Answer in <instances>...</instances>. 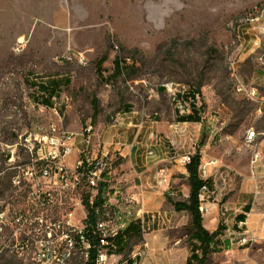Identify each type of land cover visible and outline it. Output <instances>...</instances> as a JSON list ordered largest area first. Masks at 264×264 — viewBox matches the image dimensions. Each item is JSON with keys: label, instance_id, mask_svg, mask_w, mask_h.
Masks as SVG:
<instances>
[{"label": "rangeland", "instance_id": "1", "mask_svg": "<svg viewBox=\"0 0 264 264\" xmlns=\"http://www.w3.org/2000/svg\"><path fill=\"white\" fill-rule=\"evenodd\" d=\"M257 6L264 0H0V210L11 219L28 208L26 187L12 182L30 160L19 144L27 131L55 122L80 132L92 123L99 148L112 150L106 143L118 140L109 130L131 105L145 120L161 122L164 129L151 132L172 156L201 149L225 165L214 169L209 186L215 193L206 201V228L224 227L207 264H264V22L244 23ZM118 56L127 63L122 75L112 77ZM53 79L60 87L49 107L39 102L38 86ZM240 82L258 90L256 99L238 90ZM190 89L195 96L187 95ZM189 99L203 122L175 134L171 129L183 115L177 105ZM149 141L154 144L151 136ZM256 152L261 158L253 161ZM177 183L172 198L189 191L183 178ZM214 207L221 213L217 220ZM159 209L175 211L168 198ZM239 215L257 235L253 244L239 242L245 230L237 225ZM185 216L176 214L173 228L156 224L128 235L106 264H186L191 225ZM15 233L11 225L0 230V264H35L24 233ZM87 262L78 252L65 264Z\"/></svg>", "mask_w": 264, "mask_h": 264}, {"label": "built area", "instance_id": "2", "mask_svg": "<svg viewBox=\"0 0 264 264\" xmlns=\"http://www.w3.org/2000/svg\"><path fill=\"white\" fill-rule=\"evenodd\" d=\"M251 21L264 22V6L254 7L246 14L244 23L248 25ZM24 43V38L19 39L20 46ZM260 61L264 68V54ZM238 90L246 92L252 99H256L258 94L255 87L247 90L242 82L238 84ZM191 103L190 99L183 100L177 108L182 114L189 113ZM187 124L178 122L174 126L175 131ZM78 136L82 137V143L77 141ZM98 136L92 123L75 132L63 124L51 122L39 125L36 130H29L21 137L19 144L25 148L30 160L26 169L23 167L12 182L16 188L26 187L28 208L15 211L11 219L6 210H0V230L11 225L16 229L15 235L24 233L22 241L29 248L35 264H65L78 252L89 260L92 250L97 247L96 263L106 264L111 255H115L111 252L119 249L116 239L125 237L132 225L138 224L145 232L151 225L163 220L162 212L148 210L143 198L127 193L121 170L127 144L118 140L112 143V150L108 146L100 149L95 142ZM150 136L154 145L148 149V156L155 157V146L163 145V138L154 132ZM195 153L173 155L169 161L187 166ZM72 155L74 160L68 162L67 158ZM260 158V152H256L253 161ZM219 167H225L219 159L202 155L200 176L203 179L212 178L214 169ZM214 193L209 185L203 186L200 195L203 215L208 210L206 201ZM86 197L98 214V219L89 229ZM99 197L101 203L95 206ZM237 225L245 228L239 240L241 245L257 241L249 229L248 220L238 221Z\"/></svg>", "mask_w": 264, "mask_h": 264}, {"label": "crops", "instance_id": "3", "mask_svg": "<svg viewBox=\"0 0 264 264\" xmlns=\"http://www.w3.org/2000/svg\"><path fill=\"white\" fill-rule=\"evenodd\" d=\"M100 69L101 65L98 67V70ZM124 109V112L119 115L117 122L112 125V128L115 129L109 130V133H115L114 136L117 137V140L123 141L125 144H127V148L123 152L126 157L125 160L122 161L121 167L122 176L125 180L124 184L127 187V193L129 195H133L136 198H143L148 210L160 211L163 213V220L159 221L157 225L164 223L168 224L169 228H173L174 226L172 225L175 223L174 216L176 214H186L190 220L189 214L185 211L178 212L174 209V214H171L167 211H161L159 209V207H161L167 200V197L165 198L164 195L172 196L173 194L177 193V181H182V178L183 180L188 181V172L186 166L180 163L173 164L172 161H169L172 155L165 150L163 145L155 146V157L148 156V149L154 145L153 142L149 141L151 131H153V128L157 131H160L163 130L164 127H162L160 121L158 122L156 120L149 119L145 120L142 115H139L138 112L132 110L131 105H126ZM193 123L199 122H188V124L184 125L180 130L183 131L184 127H190V125ZM171 132L177 134L179 131L176 132L171 129ZM131 138V142H128ZM112 143L113 141L106 144ZM105 147H107V145ZM262 166L263 164L261 163L259 168ZM179 170L181 172L182 178L179 179V177H177L173 179L172 176L179 172ZM263 176L264 175H259V177ZM164 178H166V181H164ZM172 183L174 185H172ZM188 195L189 191L186 194L185 190L183 189L182 197L185 198L188 197ZM179 197L181 198V196ZM263 199L264 195L261 196V202H263ZM206 205L208 208H210L209 203H206ZM214 208L213 219L217 220L221 213L216 210V207ZM253 210L255 209H252V211ZM216 224L217 223H215L213 227L212 225L209 227L211 232L216 230ZM250 231L257 237L253 230L250 229Z\"/></svg>", "mask_w": 264, "mask_h": 264}, {"label": "trees", "instance_id": "4", "mask_svg": "<svg viewBox=\"0 0 264 264\" xmlns=\"http://www.w3.org/2000/svg\"><path fill=\"white\" fill-rule=\"evenodd\" d=\"M115 70L112 74V77H118L119 75H122L124 72V65L127 63V59H124L120 56H118L115 59ZM30 85V87L33 86ZM39 89V102L42 104L49 106L52 103L53 98L58 94V90L60 87V81L59 80H51L46 82L45 84H41L38 86ZM44 91V95L41 94V92ZM196 90L190 89L187 93L196 95ZM179 98H183L182 94H178ZM93 107H94V119L98 117V114L100 112V101L95 96L93 99ZM201 109L196 105V103H191V111L189 113L183 114L179 117V121L182 122H203V118L201 115ZM202 163V153L201 149H199L193 156L192 161L186 166L188 176H187V183L189 186V195L188 197H178V198H172V196L168 195L167 198L173 205V208L178 211H185L189 214L190 220L189 225H191V231L187 234L188 235V241L190 245V251L191 254L189 255L187 259L186 264H207L209 261V258L212 254V252H215L218 250V246L221 242V231L223 230V224L219 223L217 229L213 232H211L209 229L206 228L204 225V216L200 210L201 206V191L204 185H212V179H203L200 176L199 168ZM212 187V186H211ZM85 203L88 209V229L91 228L90 225L95 224L96 220L98 219V214L95 212L93 208H91L88 197L85 198ZM101 199L100 197L95 200V206L100 205ZM251 205L247 204L245 206V212H249L251 210ZM238 218L240 221L245 220L244 215H239ZM141 233V229L138 224H134L130 227V229L126 232L125 237H118L116 239L118 243V248H122L123 245L126 242V238L129 236L137 235ZM98 248V247H97ZM97 248L93 249L91 252L90 259L86 264H97L95 259L97 255ZM134 260H131V262ZM138 264V259H136Z\"/></svg>", "mask_w": 264, "mask_h": 264}, {"label": "bare ground", "instance_id": "5", "mask_svg": "<svg viewBox=\"0 0 264 264\" xmlns=\"http://www.w3.org/2000/svg\"><path fill=\"white\" fill-rule=\"evenodd\" d=\"M257 22H259V21H251V22H248L249 24H255V23H257ZM178 94H181V93H178ZM177 96H179V95H177ZM176 99V98H175ZM183 102V101H182ZM254 135H255V132H253L252 131V134L250 135V138H253L254 137Z\"/></svg>", "mask_w": 264, "mask_h": 264}]
</instances>
